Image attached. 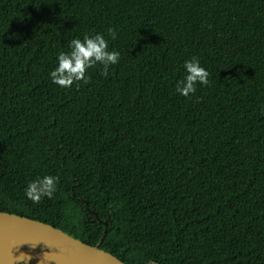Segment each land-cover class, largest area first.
Returning a JSON list of instances; mask_svg holds the SVG:
<instances>
[{
  "label": "trees",
  "instance_id": "obj_1",
  "mask_svg": "<svg viewBox=\"0 0 264 264\" xmlns=\"http://www.w3.org/2000/svg\"><path fill=\"white\" fill-rule=\"evenodd\" d=\"M96 33L119 63L52 83ZM192 57L209 84L184 97ZM0 211L89 245L94 211L126 264H264V0H0Z\"/></svg>",
  "mask_w": 264,
  "mask_h": 264
},
{
  "label": "water",
  "instance_id": "obj_2",
  "mask_svg": "<svg viewBox=\"0 0 264 264\" xmlns=\"http://www.w3.org/2000/svg\"><path fill=\"white\" fill-rule=\"evenodd\" d=\"M91 212L104 225L94 245L50 224L0 211V264H126L100 248L107 222Z\"/></svg>",
  "mask_w": 264,
  "mask_h": 264
},
{
  "label": "clouds",
  "instance_id": "obj_3",
  "mask_svg": "<svg viewBox=\"0 0 264 264\" xmlns=\"http://www.w3.org/2000/svg\"><path fill=\"white\" fill-rule=\"evenodd\" d=\"M108 35L116 39L112 29L108 30ZM68 47L69 51L58 54L56 67L49 73L52 83L61 88H71L80 82L87 84L90 79L88 70L97 65L102 69L101 75L107 76L109 68L120 61V53L110 50L108 40L100 33L72 39ZM183 68L186 75L177 81L175 87L179 95L189 97L195 94L197 85L209 84L210 74L196 57L184 61ZM58 182V177L51 175L37 177L27 184L24 194L34 204H39L44 198L51 200L57 192Z\"/></svg>",
  "mask_w": 264,
  "mask_h": 264
}]
</instances>
